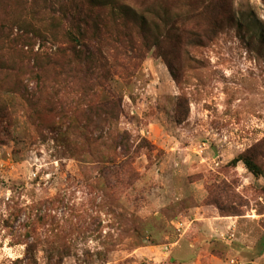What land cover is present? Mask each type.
Masks as SVG:
<instances>
[{"label": "rangeland", "instance_id": "rangeland-1", "mask_svg": "<svg viewBox=\"0 0 264 264\" xmlns=\"http://www.w3.org/2000/svg\"><path fill=\"white\" fill-rule=\"evenodd\" d=\"M121 1L162 5L174 23L213 2L214 25L182 20L160 51L121 20L102 27L89 41L105 87H58L118 107L86 136L51 129L48 111L34 121L0 86V264H264V177L231 164L258 147L264 169V0ZM123 35L131 47L108 39Z\"/></svg>", "mask_w": 264, "mask_h": 264}, {"label": "trees", "instance_id": "trees-1", "mask_svg": "<svg viewBox=\"0 0 264 264\" xmlns=\"http://www.w3.org/2000/svg\"><path fill=\"white\" fill-rule=\"evenodd\" d=\"M212 3L204 4L201 10L190 9L185 16L177 15L174 23L168 10L159 4L137 10L121 0H0L2 91L19 95L34 121L41 123L43 111H48L54 116L51 129H60L65 125L78 126L86 136L89 123L101 124L102 118L104 122L116 119L118 107L116 109V105L112 108L105 104L104 108L101 104L92 103L83 107L79 99L75 102L63 96L58 87L59 84H67L70 89L77 82L82 84V88L105 87L109 72L105 66H99V52L94 45L102 39L101 28L109 30L121 20L120 27H135L144 50L154 47L160 51L164 41H173V36L178 38L176 25L182 20L205 18L214 25V7L210 10ZM16 5H19L18 11L17 7L12 8ZM96 9L101 11L96 13ZM217 9L227 13L226 6ZM59 12L61 15H58ZM100 13L110 14L114 20L112 23L104 21ZM216 15L219 16L218 12ZM68 18L71 24H67ZM15 27L18 29L17 34H14ZM164 29L165 36L161 40L159 33ZM90 31L92 33L89 36ZM122 37L129 38L123 35L108 39L119 47H131V39ZM89 39L94 40V43ZM260 39H264V36L261 35ZM37 42L40 45L38 51L35 50ZM166 61L174 79L178 80L176 71ZM0 105L3 117L6 105L2 102ZM101 111H104L103 115ZM255 148L239 155L231 164L242 162L255 177H264V169L256 161L255 150L258 147Z\"/></svg>", "mask_w": 264, "mask_h": 264}, {"label": "crops", "instance_id": "crops-1", "mask_svg": "<svg viewBox=\"0 0 264 264\" xmlns=\"http://www.w3.org/2000/svg\"><path fill=\"white\" fill-rule=\"evenodd\" d=\"M215 218H216V217H214V219H215ZM214 224L217 225V223H216L215 220H214ZM217 229H219V228H217ZM214 263H215V264H225V263L223 262V260H221L220 258L216 257L215 255H214ZM226 264H229V263H226Z\"/></svg>", "mask_w": 264, "mask_h": 264}]
</instances>
